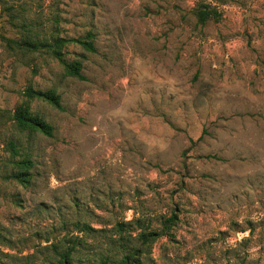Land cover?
<instances>
[{
	"label": "rangeland",
	"instance_id": "1",
	"mask_svg": "<svg viewBox=\"0 0 264 264\" xmlns=\"http://www.w3.org/2000/svg\"><path fill=\"white\" fill-rule=\"evenodd\" d=\"M52 38L85 80L15 45ZM174 216L143 264H264V0H0V264H99Z\"/></svg>",
	"mask_w": 264,
	"mask_h": 264
},
{
	"label": "trees",
	"instance_id": "2",
	"mask_svg": "<svg viewBox=\"0 0 264 264\" xmlns=\"http://www.w3.org/2000/svg\"><path fill=\"white\" fill-rule=\"evenodd\" d=\"M92 35H88L87 39L84 41H75L79 45H81L87 52L89 53H95ZM65 44V41L58 39V38H52L42 40H31L26 39L20 43H15V45L19 48H22L24 50H27L29 52H36L38 50H46V49H52L53 54L62 61V54L60 53V50L63 48ZM64 64V63H63ZM67 68L68 74L74 78H77L78 80H85L82 76V65L80 63H74V64H64ZM26 97L29 99L33 98H42L50 102L54 107H56L58 110H62L60 99L59 97L55 96L52 93H41V92H34V91H27L25 93ZM11 121L14 123V125L19 128L20 130H28L33 129L41 134L52 137L53 136V128L48 125L45 121H43L40 118L33 117L29 114L28 110L25 108H20L16 113L13 114ZM18 145L15 141L10 142V151L13 156H18ZM18 167H21L25 170H29L33 167V163L28 160H22L18 163H16ZM14 179L21 180L23 178V175H14ZM25 179H22V182ZM177 220V217H173L168 221L170 226H167L166 223V230H162L159 232H148V229H145L140 233L138 236V241L141 243V247L138 249H129L125 248V246L120 245L122 241V237L115 241L113 239L110 243V246L113 251H115L113 256L114 257H108L106 259L100 260L99 264H143L141 261V258L144 254L145 247L150 248L151 245H153L159 238L163 237L164 235L170 236V230L172 226H174V221ZM138 226L139 223L137 222ZM124 225L119 226V233L123 234ZM119 244L118 247H116V244ZM74 249L68 248L66 249L62 254H60L58 261L55 264H74ZM110 259L114 260V263H111Z\"/></svg>",
	"mask_w": 264,
	"mask_h": 264
}]
</instances>
